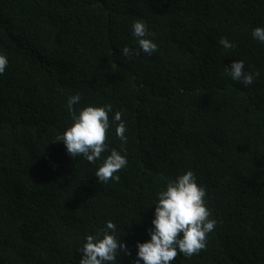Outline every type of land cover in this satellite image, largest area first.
I'll list each match as a JSON object with an SVG mask.
<instances>
[{
	"label": "trees",
	"instance_id": "obj_1",
	"mask_svg": "<svg viewBox=\"0 0 264 264\" xmlns=\"http://www.w3.org/2000/svg\"><path fill=\"white\" fill-rule=\"evenodd\" d=\"M142 20L158 51L139 49ZM264 0H0V264H79L108 221L137 264L158 193L186 171L217 221L206 250L172 264H264ZM234 44L226 50L220 39ZM124 47L140 54L125 57ZM256 73L245 86L225 67ZM74 108L111 105L95 164L57 141ZM122 113L127 143L111 124ZM116 149L119 181L95 172ZM143 264V261H139Z\"/></svg>",
	"mask_w": 264,
	"mask_h": 264
},
{
	"label": "clouds",
	"instance_id": "obj_2",
	"mask_svg": "<svg viewBox=\"0 0 264 264\" xmlns=\"http://www.w3.org/2000/svg\"><path fill=\"white\" fill-rule=\"evenodd\" d=\"M133 35L137 39L139 49L151 55L158 51V46L149 37L146 24L136 20L132 24ZM252 36L264 43V27H256ZM220 44L226 49H233L234 44L226 37L220 39ZM122 54L131 58L139 55L130 47H124ZM8 66V58L0 54V74ZM243 61H234L225 67L226 73L235 81L242 82L245 86L251 85L259 72H245ZM80 95L70 96L67 108L71 115L72 123L62 135L56 137L66 147L71 157L83 156L90 164H95L106 151L108 130L110 128L109 113L111 105L86 106L78 112L74 108L80 102ZM111 124L115 125V134L122 142L121 148L127 143L125 135L127 128L122 121V113L116 112ZM128 161L126 155L111 149L110 154L103 159L95 172L96 178L102 183L110 180L119 181L115 175L122 170ZM206 189L200 186L193 171H186L174 180H169L166 189L158 193L155 204L153 230L150 231V240L138 243L137 264H172L179 256L192 257L206 250L208 234L215 230L217 221L211 218V212L206 204ZM121 251L127 252L126 245L117 239L116 225L108 221L106 227L95 235H86L82 248L79 249L82 258L79 264H116L117 256Z\"/></svg>",
	"mask_w": 264,
	"mask_h": 264
}]
</instances>
